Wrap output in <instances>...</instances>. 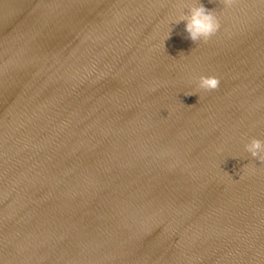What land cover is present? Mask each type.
I'll return each mask as SVG.
<instances>
[{"label":"water","instance_id":"1","mask_svg":"<svg viewBox=\"0 0 264 264\" xmlns=\"http://www.w3.org/2000/svg\"><path fill=\"white\" fill-rule=\"evenodd\" d=\"M197 2L0 0V264H264V0Z\"/></svg>","mask_w":264,"mask_h":264},{"label":"clouds","instance_id":"2","mask_svg":"<svg viewBox=\"0 0 264 264\" xmlns=\"http://www.w3.org/2000/svg\"><path fill=\"white\" fill-rule=\"evenodd\" d=\"M234 2L235 0H221L225 7H231ZM181 21L186 22L185 30L194 43L200 41L207 43L221 27L220 19L215 9H208L200 0L189 5L188 12L181 15L175 23L178 24ZM220 85V79L214 75H201L198 79V88L207 92L218 90ZM192 94L194 93H186V95ZM245 147L252 157L264 162V140L254 137ZM244 167L246 168L247 166L244 165Z\"/></svg>","mask_w":264,"mask_h":264}]
</instances>
